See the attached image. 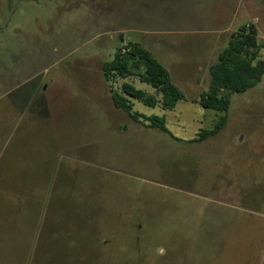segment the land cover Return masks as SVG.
Wrapping results in <instances>:
<instances>
[{
  "label": "rangeland",
  "instance_id": "374dc122",
  "mask_svg": "<svg viewBox=\"0 0 264 264\" xmlns=\"http://www.w3.org/2000/svg\"><path fill=\"white\" fill-rule=\"evenodd\" d=\"M218 14L224 19L208 20ZM248 24L264 40V0H0V113L19 85L53 96L59 82L63 98L46 123L63 152L79 157L67 189L89 184L104 201L94 214L0 208V264H264V77L232 95L217 135L192 144L172 136L196 137L225 113H169L170 133L147 127L114 106L103 72L118 49L138 43L186 97L197 95L210 87L207 65ZM116 80L113 93L126 81L160 94L136 75ZM134 103L163 116L159 106ZM50 220L91 222L88 242L69 244L68 227L66 239L49 240Z\"/></svg>",
  "mask_w": 264,
  "mask_h": 264
},
{
  "label": "crops",
  "instance_id": "0c3cea01",
  "mask_svg": "<svg viewBox=\"0 0 264 264\" xmlns=\"http://www.w3.org/2000/svg\"><path fill=\"white\" fill-rule=\"evenodd\" d=\"M251 6L247 7L245 11L250 10ZM231 14L234 16L231 20H234L241 14V10L236 8ZM198 19L205 20V18ZM223 19L224 17L218 14L208 20ZM211 65H207V68L210 69ZM172 79L182 90L173 76ZM104 80L106 81L107 97L112 99L113 90L110 89V86L117 80H107L105 77ZM123 80H127V78ZM23 86L19 85L15 92L13 91L9 95L8 105L0 113V208H5L4 212L10 214L39 213L40 210H35V206L39 205L43 206L42 212H47L51 208L50 211L57 214L66 211L67 207H72L71 211L77 214L101 213V203L104 201L100 196L94 197V191L89 187V184H86L85 187L81 186L79 189H67V186L72 185L68 181L71 180L69 175L75 169L73 165L79 157L69 151L63 152L62 145L57 140L58 137L55 136L51 126L49 127L50 124L46 123L50 119L53 106L56 108L57 103L63 98L62 85L59 82L54 84L53 96L45 94L48 87L42 93L43 87L41 86L35 90H23ZM204 91L206 90L203 89L197 95L189 97L185 95L186 99L179 101L173 110L163 108L162 96L157 95L156 92L155 96L159 100L157 106L161 107L165 119L169 113L178 112L184 115L187 111L192 110L205 120L209 115V109H205L198 101ZM131 100L135 107V99L131 98ZM262 115L264 117V112ZM172 137L192 144L198 143L194 141L197 136L188 140ZM56 189L58 190L55 191ZM28 222L31 224L30 221ZM26 223L22 224L21 239L29 236V227ZM35 223L37 224V227H34L37 231L35 234L41 236L43 226L38 222ZM47 224L52 225L50 227L48 225V230L46 229L49 240L66 239L65 227H68L69 244L73 245L87 243L88 228H92L91 222L87 221L84 223L73 222L70 226H62V224L59 226L58 221L50 220ZM25 243L23 240V244Z\"/></svg>",
  "mask_w": 264,
  "mask_h": 264
},
{
  "label": "trees",
  "instance_id": "16d2710c",
  "mask_svg": "<svg viewBox=\"0 0 264 264\" xmlns=\"http://www.w3.org/2000/svg\"><path fill=\"white\" fill-rule=\"evenodd\" d=\"M127 48L126 52L123 49ZM117 50L115 57L104 64V76L107 80L117 77L126 79L136 75L139 80L155 88L162 95V106L173 110L185 95L172 79L170 71L153 55L151 51L138 43ZM264 40H260L255 24L242 26L233 32L228 45L220 52L218 60L210 66L211 82L207 91L198 100L205 109L221 111L225 114L215 123L212 129H203L195 142H203L217 135L228 121L231 98L235 93H244L256 87L264 77ZM132 99L149 107L159 103L155 95L137 89L125 82L119 92L112 93L115 106L127 112L136 121L147 122L150 128L169 132L164 116H145L133 110ZM143 119V120H142Z\"/></svg>",
  "mask_w": 264,
  "mask_h": 264
},
{
  "label": "built area",
  "instance_id": "2783aa9c",
  "mask_svg": "<svg viewBox=\"0 0 264 264\" xmlns=\"http://www.w3.org/2000/svg\"><path fill=\"white\" fill-rule=\"evenodd\" d=\"M127 50H128L127 48H124V49H123V52H126Z\"/></svg>",
  "mask_w": 264,
  "mask_h": 264
}]
</instances>
